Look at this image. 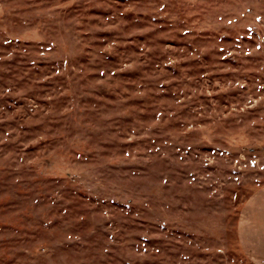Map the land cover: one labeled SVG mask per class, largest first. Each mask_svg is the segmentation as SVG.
I'll use <instances>...</instances> for the list:
<instances>
[{"label":"rangeland","instance_id":"obj_1","mask_svg":"<svg viewBox=\"0 0 264 264\" xmlns=\"http://www.w3.org/2000/svg\"><path fill=\"white\" fill-rule=\"evenodd\" d=\"M264 0H0V264H253Z\"/></svg>","mask_w":264,"mask_h":264},{"label":"crops","instance_id":"obj_2","mask_svg":"<svg viewBox=\"0 0 264 264\" xmlns=\"http://www.w3.org/2000/svg\"><path fill=\"white\" fill-rule=\"evenodd\" d=\"M238 234L244 255L253 264H264V186L246 200Z\"/></svg>","mask_w":264,"mask_h":264}]
</instances>
